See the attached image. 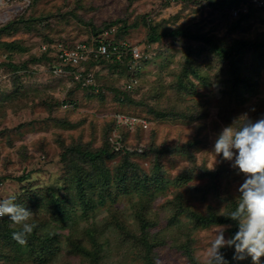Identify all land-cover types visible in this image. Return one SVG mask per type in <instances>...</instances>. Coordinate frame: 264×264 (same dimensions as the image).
Returning a JSON list of instances; mask_svg holds the SVG:
<instances>
[{"label": "rangeland", "instance_id": "374dc122", "mask_svg": "<svg viewBox=\"0 0 264 264\" xmlns=\"http://www.w3.org/2000/svg\"><path fill=\"white\" fill-rule=\"evenodd\" d=\"M244 1L13 0L0 5V199L15 194L16 203L34 214L33 232L23 246L12 238L18 226L10 217L0 221V264H90L81 251L91 252L94 241L100 264H192L189 253L207 264L219 227L226 240L232 238L235 226L196 227L187 214L223 215L237 206L246 177L233 167L234 159L215 157L214 144L224 127L245 114L251 121L260 112L264 118V62L251 71L256 90L244 91L232 104L224 93L227 63L194 36L206 35L220 46L238 39L264 42V12L239 19L232 14ZM246 8L242 5L240 13ZM96 39H122L141 49L145 63L133 92L123 90L126 70L113 62L91 67L89 87L78 82L86 78L83 69L67 68L65 75L48 70L52 61L42 54L43 46L54 56L60 40L74 45ZM71 99L77 106L67 110L62 103ZM119 115L146 120L148 128L117 131ZM120 134L124 149L114 143ZM72 148L80 154L69 152ZM86 151L101 152L104 164L87 162L81 155ZM102 167L112 177L110 188H104L106 172L95 175ZM90 173L97 187L87 198L95 205L76 196L77 180ZM120 175H127L124 182L116 180ZM107 190L112 196L99 203ZM52 191L74 210L76 221L67 228L53 218ZM220 252L227 261L232 247ZM231 264L252 260L244 254Z\"/></svg>", "mask_w": 264, "mask_h": 264}, {"label": "trees", "instance_id": "16d2710c", "mask_svg": "<svg viewBox=\"0 0 264 264\" xmlns=\"http://www.w3.org/2000/svg\"><path fill=\"white\" fill-rule=\"evenodd\" d=\"M244 4L247 6L246 12L240 13V15L237 18L234 17L235 19H239L243 15L249 14L251 11H262V12H264V8H260L257 5H254L252 3V0H247V2L244 1V2H240L239 4L236 3L233 10H232V14H233L235 9L242 8V5H244ZM152 30H153V28H152ZM194 38L197 41L203 42L206 45H208L209 49L212 53H214L219 59H221L227 63L229 77L226 81V88H225L224 93H225L226 97H230L229 100H230V102H232V104H237L234 97L237 99V98L243 96L244 91H247L250 89L253 92L254 90H256V87L258 84L254 80V78H253L254 73H252V72L257 71V66L262 65V63L264 62V42L258 43V42H255L254 40L238 39V40H232L231 43H228L227 45L220 46L211 37L207 38L206 35H195ZM85 42L88 43V41H85ZM58 43H62L66 46L73 45V44H70L66 41H61V40ZM113 43L115 45H123L124 43H126V41L122 40V39H114ZM130 48H131V46H129V49L123 55L122 62L117 61L116 59L106 60L103 58L93 59V60L88 61L87 63L84 64V66H83L84 71H82V72H84L83 74L86 75V78H84L85 80L83 81V83L81 82V80H78V82L81 83L83 87H89L92 84L87 82L88 81L87 75L89 77V75L92 74L90 72L92 70L91 67L94 66L95 64L102 62V61L110 62V63L113 62L115 65H117L119 67H124L126 70L127 80L124 83L123 90L125 92H133L138 87V85L140 83L141 75L139 73V69L136 66L134 67L133 56H132V53L130 51ZM51 50L52 49H49L45 52L42 51L43 52L42 54L51 59L52 66L48 70H50L52 72V70L56 66L57 62H56L55 55L53 56ZM249 55H251L250 60H248V58H247V56H249ZM247 60H248V62H247ZM142 62L145 63L144 60ZM71 69L73 71H79L81 68L79 67V68H71ZM245 70L249 73V75L246 74ZM81 76H82V74H81ZM92 76H93V74H92ZM134 81H137V83H134ZM67 104H74L75 106H77V103L74 99L64 101V103H62V106L67 105ZM256 118L257 119L253 120V122H255L256 120L261 118V112L257 115ZM113 128H115V130H117V131H121V132L124 131V132L129 133V134L137 132L138 130H143L141 126L136 127V129L134 131L129 130L125 126L117 127L116 122H115ZM120 136L121 137L119 139L115 140V142L112 139V141L118 145V149L122 148V147L125 148V144H123L124 139H123L121 134H120ZM117 145H115L116 149H117ZM79 148H77V149L72 148L68 151L69 152H76V153L80 154ZM124 148H122V149H124ZM138 152L143 153L142 148L138 149ZM81 155L87 159V162L94 163L96 161H100V163L104 164V159H102V153L101 152L86 151V152H82ZM95 168H97V165ZM97 172H102V173L106 172L107 175H106V181L104 180L106 182L104 185V188H106L107 186H108V188H110V186L112 187L113 181H112V177L110 176V174L103 167L101 169L95 170V175H97ZM86 175L87 176H85L84 179L77 180V182H76L77 183L75 185L77 187L76 196H77L78 200L83 201V204L95 205L94 202L92 201V199L87 198V195L89 193H91L89 191H92V189L96 190L94 188L97 187V183L91 179V177H92L91 173H90V175H88V174H86ZM126 178H127V175H120L119 177L116 178V180H118L119 182H124ZM107 192L108 193L106 195L102 196V198L99 199V201H98L99 203L104 204L105 201L112 196L110 191L107 190ZM52 197H53V199H52L51 203H56V207H57V210L53 211V216H54L53 218H55V221L58 220L59 222H61L63 224L62 228H67L73 221H76L75 217L72 215V212H74V210H72V208L68 207V202H66L65 199L59 198L57 196V194L53 191H52ZM64 198H67V196ZM229 213L230 212L223 214V215H219V214L212 211L209 215H204V214L198 213L197 211H191L187 214V216L190 218V220L193 221V223L196 227L204 228V227H208L211 225H224V224L225 225L230 224L232 226H235L234 229L231 231L232 237H233L236 234V232L238 231V221H234L230 217L226 216ZM5 217L0 219V221L5 219ZM127 232H126V234H127ZM124 233H125V231H124ZM47 237H48V239L51 238L49 236H47ZM96 243H97V241L92 242V244L95 248L92 246L93 249L91 252H86V250L81 251L83 256H85V257L87 256L91 260L90 264H100L101 257H100V253L97 254ZM143 243L145 246H147L146 237L144 238ZM25 253L26 252H23L22 255ZM27 253H28V251H27ZM46 253L49 254V250H47ZM188 256H189V259L191 260L192 264H199L197 262V260L195 259V257L191 253H189ZM236 257H237V253L235 251V247L232 246L231 257L227 260V264H231L233 261H236L238 259ZM148 264H153V263L149 262Z\"/></svg>", "mask_w": 264, "mask_h": 264}, {"label": "clouds", "instance_id": "9594fccd", "mask_svg": "<svg viewBox=\"0 0 264 264\" xmlns=\"http://www.w3.org/2000/svg\"><path fill=\"white\" fill-rule=\"evenodd\" d=\"M239 120L244 122L236 126ZM213 154L215 157L222 154L227 161L234 159L233 167L246 179L239 187L237 206L226 215L238 221V231L226 240L223 228L219 227L208 248L207 264H227L220 252L226 246L235 247L236 258L243 259L247 254L252 264H261L264 257V118L253 122L245 114L224 127L215 140ZM16 199L15 194L0 199V218L8 216L12 225L18 226L12 238L23 246L33 232L34 225L29 221L34 214L17 204Z\"/></svg>", "mask_w": 264, "mask_h": 264}, {"label": "built area", "instance_id": "2783aa9c", "mask_svg": "<svg viewBox=\"0 0 264 264\" xmlns=\"http://www.w3.org/2000/svg\"><path fill=\"white\" fill-rule=\"evenodd\" d=\"M10 1L13 0H0V5ZM252 3L260 8H264V0H252ZM242 10V8L235 9L233 15L238 17ZM129 46L130 45L127 43H124L123 45H115L112 41L106 39H96L92 43L79 42L71 46L56 43L53 46V50L55 51L57 65L54 67L53 73L55 75H65L66 68L80 67L81 69H84V64L93 59H116L117 61L122 62L123 55L129 49ZM49 49L50 47L47 45L42 47L44 52ZM130 51L133 56L134 67L136 66L140 70L143 67L142 60L145 59L143 52L136 46H131ZM90 77H92V75H89L88 81L92 80ZM77 79H79V77H77ZM134 83H137V81H134ZM74 107V104L65 105V108L67 109ZM117 120L118 127L125 126L131 131H134L138 126H141L142 129L148 128V122L138 117L119 115ZM1 187L2 183L0 182V188Z\"/></svg>", "mask_w": 264, "mask_h": 264}]
</instances>
